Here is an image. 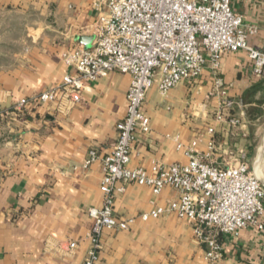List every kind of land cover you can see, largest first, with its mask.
Here are the masks:
<instances>
[{
  "label": "crops",
  "instance_id": "0c3cea01",
  "mask_svg": "<svg viewBox=\"0 0 264 264\" xmlns=\"http://www.w3.org/2000/svg\"><path fill=\"white\" fill-rule=\"evenodd\" d=\"M98 1L0 0V264H82L90 246L88 211L101 205L102 166L100 160L82 164L90 149L102 157L115 144L130 75L107 72L88 83L73 106L59 94L21 110L15 104L71 72L62 53L94 37ZM231 7L242 16L248 45L264 51V0H231ZM215 79L233 101L229 114L240 120L237 126L215 119L219 98L208 95ZM142 110L150 131L136 132L130 167L186 163L177 142L187 146L197 140L195 151L202 153L213 137L216 163L242 151L254 171L263 146L264 188V140L259 143L256 131L264 121V75L252 74L243 50L224 52L217 71L206 60L195 79L164 95L152 86ZM177 196L169 186L153 194L145 185L116 182L113 214L130 220L129 227L103 230L97 264H264V232L256 228L220 234L222 255L209 261L189 220L168 211L140 218Z\"/></svg>",
  "mask_w": 264,
  "mask_h": 264
},
{
  "label": "built area",
  "instance_id": "2783aa9c",
  "mask_svg": "<svg viewBox=\"0 0 264 264\" xmlns=\"http://www.w3.org/2000/svg\"><path fill=\"white\" fill-rule=\"evenodd\" d=\"M96 6L90 45L80 44L62 53L71 72L55 86L21 97L15 104L21 110L30 104L52 102L59 94L73 106L81 101L87 84L107 72L130 75L126 112L116 123L115 144L102 157L90 149L82 164L86 168L100 160L102 166V201L88 211L93 221L87 233L90 246L82 264H97L103 230L129 227L130 220H119L113 214L118 181L148 186L153 194L166 186L177 190L178 196L166 206H156L140 218H158L168 211L189 220L193 236L205 246L204 257L209 261L222 255L220 234L236 236L248 227L264 232V188L242 151L232 154L231 161L218 164L214 161L216 144L210 137L202 153L195 151L197 140L187 146L177 142L176 148L188 157L186 163L129 166L136 132L150 131L142 105L152 86L164 95L180 82L195 79L206 60L217 71L224 52L239 50L251 61L252 74L264 75V51L248 45L242 16L232 9L231 0H99ZM208 95L219 98L216 120L228 118L230 125H239L240 120L229 114L233 101L219 79L214 80ZM207 132L212 135L214 128L208 127ZM75 245L69 242L70 248Z\"/></svg>",
  "mask_w": 264,
  "mask_h": 264
},
{
  "label": "bare ground",
  "instance_id": "6f19581e",
  "mask_svg": "<svg viewBox=\"0 0 264 264\" xmlns=\"http://www.w3.org/2000/svg\"><path fill=\"white\" fill-rule=\"evenodd\" d=\"M262 148H263V146H261L259 148L257 155H256V158H255V172L257 175L259 174L261 177H262V172L260 169V164H261V158H262Z\"/></svg>",
  "mask_w": 264,
  "mask_h": 264
},
{
  "label": "rangeland",
  "instance_id": "374dc122",
  "mask_svg": "<svg viewBox=\"0 0 264 264\" xmlns=\"http://www.w3.org/2000/svg\"><path fill=\"white\" fill-rule=\"evenodd\" d=\"M261 128L259 129H256V131L259 133V137H257V140L260 142H262L264 140V121L261 122ZM259 177H261L259 174H258ZM260 180H263L262 177L260 178Z\"/></svg>",
  "mask_w": 264,
  "mask_h": 264
},
{
  "label": "water",
  "instance_id": "95a60500",
  "mask_svg": "<svg viewBox=\"0 0 264 264\" xmlns=\"http://www.w3.org/2000/svg\"><path fill=\"white\" fill-rule=\"evenodd\" d=\"M94 37H85V38H83V41H84V45L85 46H89L90 45V40H92Z\"/></svg>",
  "mask_w": 264,
  "mask_h": 264
}]
</instances>
